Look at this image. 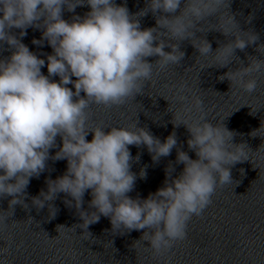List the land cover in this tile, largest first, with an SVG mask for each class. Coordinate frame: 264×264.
I'll list each match as a JSON object with an SVG mask.
<instances>
[{"label": "clouds", "instance_id": "1", "mask_svg": "<svg viewBox=\"0 0 264 264\" xmlns=\"http://www.w3.org/2000/svg\"><path fill=\"white\" fill-rule=\"evenodd\" d=\"M85 3L90 11L83 17L62 18V6L74 12ZM180 4L181 0H147L146 8L130 14L115 0H0V44L12 49L9 57L0 59V197H12L10 211L17 204L28 207L23 200L25 190L31 178L45 171L49 159L66 160L64 174L47 179V191L31 198L37 210L58 193H65L71 199L64 203L78 211L84 232L105 216L113 231L147 229L142 239L150 242L154 253L162 254L173 242L185 238L188 221L211 203L216 187L233 183L228 166L249 159L248 151L243 144L231 143L234 133L221 122L213 124L203 116L175 122L174 117L173 124L185 125L190 133L187 144L197 158L177 150V163L184 165L183 171L169 180L172 169H167L163 186L143 199L127 195L137 176L143 179L147 175L146 169L138 174L131 171L133 157L128 146L143 144L153 154L152 160L158 161L176 147L175 133L161 142L136 124L111 127L108 132L105 127L87 125L91 104L118 106L141 92L154 71L146 57L158 56L155 66L160 69L183 58L178 45L161 36L176 41L190 38L200 57L211 56L214 61L206 67L226 66L234 49L243 50L259 38L253 32L240 31L231 15H220L227 0H185L179 15L161 14L156 18L157 27L141 29L139 17L149 11L172 14ZM217 13L219 27L211 28L234 39L212 53L209 42L195 38L192 29L195 22ZM29 27L42 29L41 39L32 43L42 46L47 41L52 53L45 59L30 51L12 31L19 29L18 35L23 37ZM165 47L171 51H164ZM45 66L47 75L41 71ZM262 70L264 60L250 59L249 66L230 70L225 76L231 85L251 94L258 86L252 74ZM53 76L59 80L51 79ZM194 106L199 109L201 102L196 100ZM262 128L264 124L252 135ZM89 130L91 141L86 140ZM58 135L62 144L50 157ZM88 190L92 197L89 208L94 211L82 210ZM48 209L49 217H54L57 209L51 204ZM6 217L0 216V222Z\"/></svg>", "mask_w": 264, "mask_h": 264}, {"label": "water", "instance_id": "2", "mask_svg": "<svg viewBox=\"0 0 264 264\" xmlns=\"http://www.w3.org/2000/svg\"><path fill=\"white\" fill-rule=\"evenodd\" d=\"M115 2L126 6L130 14L147 7V0ZM184 4L185 0H181L172 14L149 11L138 18L141 29L157 27L156 18L161 14L179 15ZM89 11L86 3L77 6L74 12L62 6V18L70 21L74 15L83 17ZM220 15H231L240 31L253 32L258 40L243 50L234 49L233 59L226 66L206 67L214 61L211 56L200 57L190 38L176 41L161 36L160 39L177 44L184 53L177 64L160 69L155 66L158 56L146 57L154 65V71L141 92L118 106L93 103L87 109L89 128L105 127L103 130L108 132L111 127L136 124L161 142L175 133L176 147L158 161L152 160L153 154L145 145L128 146L133 157L131 171L138 174L146 169L147 172L143 179L137 176L133 190L127 194L132 198H146L162 187L169 168L172 169L169 180L180 175L184 165L177 163V150L186 152L191 159L197 158L187 144L190 133L185 125H174V117L175 122H191L201 116L213 124L221 122L234 133L231 143L245 145L249 159L228 166L233 183L216 187L211 203L199 216L194 215L188 221L185 238L173 242L166 252L156 254L150 242L142 239L147 229L113 231L110 219L105 216L90 224L88 233L84 232L78 211L64 203L65 199H71L65 193H58L54 200L45 202V207L37 210L31 198L42 190L47 191V179H56L67 168L66 160L49 159L45 171L31 178L25 190L23 200L27 208L17 204L10 211L12 197H0V216H7L0 222V264H264V128L252 135L264 124V70L252 74L258 86L251 94L235 83L231 85L225 76L230 70L249 66L250 59L264 60V0H227ZM218 16L219 13L197 21L192 29L195 38L209 42L212 53L234 39L211 28L219 27ZM201 28L207 30L199 31ZM12 31L38 57L45 59L46 54L52 53L47 41L42 46L32 43L33 39H41L42 29L29 27L23 37H19V29ZM158 31L165 30L158 28ZM164 51L171 49L165 47ZM11 52L6 43L0 44V59H6ZM41 71L47 75L46 66ZM221 76L225 78L221 80ZM51 79L58 81L59 77ZM67 87L74 91L71 84ZM196 100L201 102L199 109L194 106ZM92 135L89 130L86 140L91 141ZM61 144L58 135L56 147L49 150L50 157ZM91 199L88 190L83 196L82 210L94 211L89 208ZM49 204L57 209L51 218Z\"/></svg>", "mask_w": 264, "mask_h": 264}]
</instances>
